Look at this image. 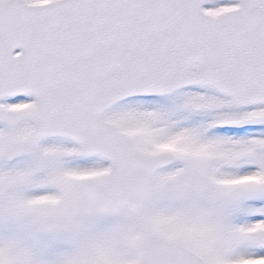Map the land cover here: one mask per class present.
Instances as JSON below:
<instances>
[{
	"label": "snow or ice",
	"instance_id": "obj_1",
	"mask_svg": "<svg viewBox=\"0 0 264 264\" xmlns=\"http://www.w3.org/2000/svg\"><path fill=\"white\" fill-rule=\"evenodd\" d=\"M0 264H264V0H0Z\"/></svg>",
	"mask_w": 264,
	"mask_h": 264
}]
</instances>
